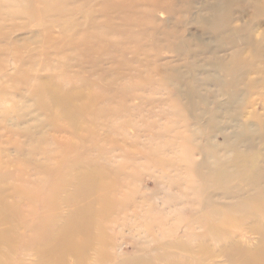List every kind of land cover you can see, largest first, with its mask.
I'll return each instance as SVG.
<instances>
[{
	"label": "bare ground",
	"instance_id": "6f19581e",
	"mask_svg": "<svg viewBox=\"0 0 264 264\" xmlns=\"http://www.w3.org/2000/svg\"><path fill=\"white\" fill-rule=\"evenodd\" d=\"M104 5L98 7L131 11L144 7L143 15L151 17V35L158 44L166 45L164 50L156 46L148 57L156 64L154 72L162 79L163 91L169 85L178 94L168 102L158 103L163 107L170 105L172 116L183 122L182 131H174L172 137L175 135L180 144H185L190 155L200 157L199 161L190 162L189 166H181H188L201 182L199 199L206 210L198 223L201 232L194 237L193 243L182 240L166 243L150 260L113 259L107 252L102 230L108 225L102 224L112 216L109 211L111 206H115L105 198L109 190L102 183V173L96 169L99 166L95 168L88 162H78L83 156L76 162L73 158L72 163L65 167L64 174L51 183L58 188L68 184V193L61 196V192L52 189L50 210L30 224V212H18L19 202L24 203L29 196L13 187L15 182L23 183L26 175L22 170L15 173L5 167L15 161L9 156L3 157V152H8L10 148H14L16 153L19 151V146H14L12 142V136L22 133L42 146L48 137L46 133L62 129L71 131L76 140H82L88 131L86 115L98 104L97 96L85 93L95 86L86 77L80 76L76 80L79 86L65 91L54 79L37 76L33 79L34 87L27 94L31 102L33 98V105L25 107V111L15 106L14 116L0 118V264H30L28 258L31 252L38 258L35 264H65L68 256L75 259V264H86L90 250L94 252L93 264H209L216 252L226 259L227 264H264V113L254 109L250 112L251 118L242 119L253 90L260 84L264 88V48L248 35L254 22L264 19V0H124L121 6L108 0ZM246 9L251 11V15ZM156 11L165 12L166 19L155 22L153 15ZM191 13L194 15L189 25L196 28V34H188L185 28L187 15ZM4 39V36L0 37V41ZM97 48L100 49V45L95 46L93 51ZM187 48L190 54L198 52L200 55L187 56ZM161 51L175 55L176 59L165 61ZM12 56V60L22 58L15 49ZM186 59H189V64H182ZM250 75L258 79L249 78ZM107 84L109 87L110 84ZM206 86L214 91H206ZM199 105L206 109H200ZM31 110L37 112V116L30 118L33 114ZM24 117L32 119L36 127L31 129L27 126ZM97 117L95 115V119ZM23 120L24 124H21ZM217 137L221 138V142L216 141ZM159 148L164 150L163 145ZM173 149L170 152H174ZM38 150L34 148L31 154ZM42 151L44 154L45 150ZM77 152L75 149L71 153ZM172 154H177V151ZM22 165L26 170L31 166L43 170L42 165L35 163ZM174 165L171 167L175 169ZM25 180L28 181L27 178ZM218 200L222 203L218 204ZM65 202L71 206L67 207ZM61 204L65 208L63 215L62 210L57 208ZM237 227H244L247 233L257 236L253 247L243 248L233 239V230ZM138 234L141 236V233Z\"/></svg>",
	"mask_w": 264,
	"mask_h": 264
},
{
	"label": "rangeland",
	"instance_id": "374dc122",
	"mask_svg": "<svg viewBox=\"0 0 264 264\" xmlns=\"http://www.w3.org/2000/svg\"><path fill=\"white\" fill-rule=\"evenodd\" d=\"M105 1L108 0H0V37L5 38L3 42L0 41V118L12 117L17 109L25 111V107L33 105V98L31 102L27 94L34 87L33 79L37 76L54 79L65 91L72 86L78 87L80 83L76 80L80 76L86 77L95 86L85 93L98 97V104L86 115L87 118L91 117L92 122L85 117L87 130H92V133L89 131L90 135L87 131L82 140H76V136L73 138L72 132L68 130L57 129L49 133L44 130L48 137L43 143L45 145L39 146L24 134L18 133V136L11 137L14 146H19L18 153L10 148L8 152H3V157L9 156L15 161L10 166L5 165L8 171L16 173V170H22L26 175L23 177L24 182L28 179L25 183H13V187L29 196L24 203L19 202L18 212H30V224L34 223L36 217L50 210L52 189L61 192V196L68 193V184L59 188L52 184L56 177L64 174L67 170L65 167L72 160L76 162L83 156L78 162H88L95 168L99 166L96 169L102 173V183L109 190L105 198L115 206H111L109 211L112 216L102 224L108 225L102 226L107 252L117 260L122 257L150 260L155 258L158 248L164 247L166 243L176 240L193 243L194 237L201 232L198 223L206 211L199 199L201 182L188 167L190 162L199 161L200 157L190 155L185 144H180L175 135L172 137L174 131H182L183 122L172 116L170 105L163 107L158 104L168 102L178 94L169 85L163 91L162 79L154 72L156 64L148 57L156 46H166L164 43L158 44L151 35V17L143 15L145 11L142 6L132 11L98 7L105 6ZM111 2L121 6L124 0ZM246 11L249 12V9ZM191 14L187 15L185 28L188 34H196V28L189 25L194 15ZM153 16L155 22L159 23L166 19L167 14L156 11ZM248 35L264 48L263 18L254 22ZM97 45H100V49L93 51ZM14 49L21 54V59H11ZM160 53L165 61L176 59L175 55L166 54L165 51ZM186 54L191 58L200 55L198 52L190 54L189 48ZM188 61L186 59L182 64H189ZM256 63L259 64V61ZM250 77L258 79L255 75ZM205 90L214 91L208 86ZM219 102H223L222 99ZM15 106L17 109L14 111ZM199 108L206 109L203 105H199ZM263 108L264 88L260 84L253 90L249 105L243 110L242 119L251 118L250 112L254 109L260 114L264 113ZM32 112L30 118L37 116V112ZM95 115L101 119H95ZM30 118L26 117L25 121L27 126L34 129L35 122ZM21 124H24V120ZM216 141L221 142V138L217 137ZM165 144L168 146L165 147ZM162 145L164 150L159 148ZM71 147L80 154L71 153L74 151L70 150ZM34 148L40 150L31 154ZM168 148H174L177 154H172L175 151L170 152ZM42 150H45L44 154ZM65 156V159L62 158ZM163 159L173 160L176 165L180 161V167ZM22 163L42 165L43 170L33 166L26 170ZM172 164L175 169L171 167ZM187 164L186 167L181 166ZM53 171L57 174L51 175ZM217 203L222 202L218 200ZM65 205L71 206L66 202ZM62 206L57 205V208L62 210L63 215L65 208ZM232 236L243 248L253 247L257 241V236L247 233L244 227L235 228ZM93 257L94 252L90 250L86 264H93ZM37 260L35 253L31 252L28 263L35 264ZM65 264H75V259L68 256ZM209 264L227 262L216 252Z\"/></svg>",
	"mask_w": 264,
	"mask_h": 264
}]
</instances>
